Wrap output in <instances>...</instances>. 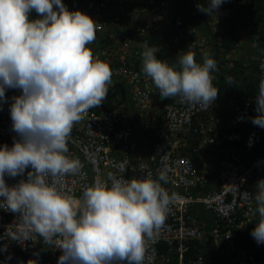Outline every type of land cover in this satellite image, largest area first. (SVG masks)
Returning <instances> with one entry per match:
<instances>
[{"label": "built area", "instance_id": "1", "mask_svg": "<svg viewBox=\"0 0 264 264\" xmlns=\"http://www.w3.org/2000/svg\"><path fill=\"white\" fill-rule=\"evenodd\" d=\"M0 1L17 27L0 35V264H207L208 246L228 264H264V88L256 104L239 97L215 116L211 77L185 71L203 29L167 16L166 0ZM129 2L149 16L136 44L120 30L115 53L76 39L106 32L103 10ZM28 15L45 36L24 34ZM258 67L264 81V58ZM108 77L140 106L167 90L163 129L143 153L123 111L93 107L92 80Z\"/></svg>", "mask_w": 264, "mask_h": 264}, {"label": "trees", "instance_id": "2", "mask_svg": "<svg viewBox=\"0 0 264 264\" xmlns=\"http://www.w3.org/2000/svg\"><path fill=\"white\" fill-rule=\"evenodd\" d=\"M250 1L251 0L246 2L248 7L252 5V15L255 17L253 19V24H250V28H255L256 30H249L245 34V39H248V42H241L237 34L238 29L236 24L239 22L240 18L234 13L230 14V11L234 12L237 10L236 0H200V12H195L193 14H191V9L194 10L191 2L185 1V9H181L180 14H177V17L184 22H198L203 29V35L207 40L206 47L203 51H199L195 54V64L193 65V63L189 62L188 67L189 71L193 69L198 71V74H214V72H218L217 77L213 80V87L216 88L219 94L220 102L213 113L218 118L220 117V120H225L232 112L230 103L235 99H239L238 96L241 98L243 97V100H245V97L249 96L251 99L250 102L256 104V101L260 99V94H262L261 91L264 87V82H261L262 79L259 76L260 71L258 67V60L260 62L264 58V48L262 47L264 44V14L262 12V0H252L251 3ZM207 5H215V7L209 9ZM105 9L106 10L103 11L104 18H107L108 14L112 18L120 17L121 23L130 25L128 27L130 30L140 26L145 21L139 14L136 13L133 15V13H131L133 8L129 5L123 6L122 8ZM219 11H222V18L217 21L216 14ZM260 22L262 26L257 29L255 26H258L257 23ZM217 25L219 27H215ZM87 38L88 34L81 36V40H87ZM156 40L158 39L156 38ZM149 42L156 43L152 39ZM246 43L254 46L256 48V53L249 56L239 55V58L231 59L228 66L222 65L221 62L224 61L221 57L222 54L231 52V49H237L239 44ZM219 53L221 56H219ZM208 60L211 62L213 61L212 64L215 63V65L211 66ZM208 67H215L216 69L215 71L214 68L206 69ZM247 70L248 73H246ZM240 93H243V95H240ZM94 94L98 97L96 103L93 105L95 110L116 109L119 111L123 104V112L125 113V118L127 117V101L122 86L100 88L98 93L96 91ZM117 126L119 127V124H117ZM156 126L157 128H161L160 131H162V121ZM245 236L246 234H243L240 238L242 242L246 241ZM197 243L198 241H192L190 245L197 246Z\"/></svg>", "mask_w": 264, "mask_h": 264}, {"label": "clouds", "instance_id": "3", "mask_svg": "<svg viewBox=\"0 0 264 264\" xmlns=\"http://www.w3.org/2000/svg\"><path fill=\"white\" fill-rule=\"evenodd\" d=\"M63 1H65V0H63ZM185 1H188V0H179V2H176V0H166L167 16H169L173 20L178 18L177 14H180V10L181 9L182 10L185 9V5H186ZM246 1L249 2V0H246ZM246 1L244 0V3H242L240 5H236L237 6V10H235L234 12L230 11V14H233V13L235 14L237 11L248 9L250 11L249 13L251 14L250 18H252V22H253V19L255 17H254V15H252V12H253V10L251 9L252 5H250L248 7ZM251 2H252V0L250 1V3ZM182 3L184 4L183 8L178 9V8L175 7V4L176 5H181ZM236 3H237V0H236ZM261 4H262V9H264V5H263L262 2H261ZM128 5L132 6V8H133V7H135L137 5V3L129 2ZM10 7L11 6H9L8 1H0V35H9L10 33L17 32L16 25H14V24L12 25L11 24L13 11H12V9ZM207 7L209 9H213L215 7V5H207ZM200 9H201V4H200V1L198 0V7L194 8V10L191 9V11H192L191 14H193L195 12H200ZM216 10H219V9H216ZM78 13L81 16V17L78 16L79 18H85V16H86L85 14L86 13L84 11L79 9ZM131 13H133V15H134L133 9L131 10ZM144 13H146V12L139 11L137 14H139V16L142 19L145 20L146 16L147 17H149V16L148 15H144ZM243 14H244V12H243ZM217 17H221L222 18V11L217 12L216 18ZM28 20H29V23H28L29 25L27 24V26L25 27V29H24L25 33L24 34H26V35H28L30 37L41 36V35L45 36L46 35V32H47L46 29L47 28L44 27V22H43L42 18L34 20L31 15H28ZM7 21L10 24V28H8L7 26H3L4 22H7ZM79 21L82 23L83 19H80ZM105 22H107L106 32L92 30V31H90L88 33H84L83 34L84 31L80 32V30H79V32L81 34L79 33L77 35L76 39H78L81 44L87 45L90 48L94 47L96 49H99L98 52H100L103 49H107V50H110L112 53H115L114 50H111L112 49L111 45H113L112 42H111L112 41L111 40V35H112L113 31L114 32L118 31V30L125 31L128 35H131L132 38L131 37L130 38L132 40V42H131L132 45H134L138 41H140V37H137V34H136V30L138 29L139 26H137V27L133 28L132 30H130L128 28L130 25H127L126 23H121V18L120 17L112 18L109 14H108V17L105 19ZM154 23H155V21L153 20V24ZM184 23H190V22H184ZM193 23H195L199 27H201L200 24H198V22H193ZM259 24H260V26H262L261 22L257 23V25H259ZM217 27H219V26H217ZM85 34H88L87 40H81V36H84ZM148 37H149L148 38L149 40H148L147 44L149 46H152V47L155 46V45H158L157 43L161 39V36L158 33H152V34L148 35ZM156 38L158 40H156ZM151 39L154 42H156V43H150L149 41ZM113 46L116 48L115 45H113ZM262 47L264 48V44L262 45ZM203 50L204 49H202L201 51H203ZM95 54H96L95 51L90 53V55H95ZM165 54H166V56L169 59H174V57L177 55V52H176L175 49H169V50H167L165 52ZM102 56L104 57V54H102ZM222 60H224L223 65L228 66L230 63H228V65H227L226 62H227V60L230 61L231 59L222 57ZM102 62H103V60L99 59V61L96 62L95 65H98L97 67L100 68ZM208 63H209V61H208ZM194 64H195V62H193V65ZM209 64L211 66L215 65V63L214 64L209 63ZM211 68H214V71L216 69L215 67H208L206 69H211ZM185 71L186 72H190L189 71V67ZM191 72H192V77H193V74H194L195 78L210 76L211 79H212V82H213L214 78L217 77V74H218V72H216V73L214 72V74H210V73L198 74L197 73L198 71H195L193 69L191 70ZM246 73H248V70H247ZM92 81L94 82V84L91 83L92 88H93V94L96 91L98 93L100 88L101 89L109 88L110 86H117V87L122 86L123 87L124 92H125L126 101H127V103H126L127 104V109H126L127 117L125 118V120L128 123V125H130L131 128H134V130H135L134 131V135H135V138H136V141H137L138 152H142L143 153L144 151H146V149L149 148L150 143L155 141V138H157L158 132H157V126L156 125L160 124V121H162V119H163L164 105H165V102L167 101V93H166L167 90L163 89V88H158L154 93L151 94L149 102L147 104H145V105H141L140 106V105L135 104L132 101V98H131V95H130L131 94L130 89H128V87H127V85H126V83L124 81L114 80L111 77H108L106 79H101V80L95 79V80H92ZM261 82L263 83L264 81L261 80ZM95 88H96V90L94 91ZM217 94H218V92H217ZM240 95H243V93H240ZM94 96H95V98L97 100L98 99L97 95L94 94ZM239 97L240 96H238V98ZM36 98H38V97L36 96ZM219 102H220V98H219V94H218V104H219ZM3 103H5V102H3ZM233 103H234V101L230 103V107H231V105ZM218 104H217V107H218ZM122 106H123V104H122ZM122 106L120 107L121 111H123V109H124ZM149 107H151L153 109H156V113H153V112L151 113L150 111L148 112L147 110H149ZM145 113H146V116H149V120H151L153 122V125L150 128V135H148V136H145V134L142 133V130L140 129L139 124H138V122L143 119V114H145ZM144 132H146V130H144ZM187 147H188L187 148L188 156H190L191 159L194 161V163L199 166V164H197L198 161H199L198 160V158H199L198 154H196V155L195 154H193V155L191 154L189 143L187 144ZM216 151H217V146H209V148L206 150V152H207L206 153V158L208 157L210 159V157H212L213 160L215 161V163L219 162L218 155L214 154ZM211 166H214V165H211ZM261 182H263L262 179H261ZM262 198H264V190L262 191ZM263 208H258V211H262ZM218 256H220L227 264L229 263L228 260H227V256H222V255H219V254H218ZM206 261H207V258H206ZM207 264H208V261H207Z\"/></svg>", "mask_w": 264, "mask_h": 264}, {"label": "rangeland", "instance_id": "4", "mask_svg": "<svg viewBox=\"0 0 264 264\" xmlns=\"http://www.w3.org/2000/svg\"><path fill=\"white\" fill-rule=\"evenodd\" d=\"M262 12H263V14H264V9H262ZM250 16H251V14H250ZM248 19H250L248 22H252V18H249V17H248ZM249 25H250V24H249ZM259 26H260V24L257 26V28H258ZM242 27H243V26H242ZM212 29H213V28H212ZM241 29H242V28H241ZM241 29H239L238 32H237L240 41H241V42H248L249 40H248V39H245V30H247V27H245L244 30H241ZM237 50L240 51L241 56H249V55H251V54L256 53V48H255L254 46H252V45H249L248 43H246V44H239V45L237 46ZM204 52H205V51H204ZM235 52H236V51H235ZM237 53H238V52H237ZM237 53H236V54H237ZM224 55H225V53L222 54V57H224ZM219 56H221L220 53H219ZM225 56H226V57H224V58H228V59H232V58H233L231 52L226 53ZM234 56H235V54H234ZM235 57H238V58H239V56H235ZM235 57H234V58H235ZM208 61H209V63H211V64L213 63V61H212V62H211L210 60H208ZM228 62H229V60H227L226 63H228ZM147 111H148V112L150 111L151 113H152V112H153V113H156V109H153V108H151V107H149V110H147ZM138 124H139L140 129L142 130V133L145 134V136L150 135V128L152 127L153 122H152L151 120H149V116H146V113L143 114V119H142L141 121H139ZM144 130H146V132H144ZM225 254H227V251H225Z\"/></svg>", "mask_w": 264, "mask_h": 264}, {"label": "crops", "instance_id": "5", "mask_svg": "<svg viewBox=\"0 0 264 264\" xmlns=\"http://www.w3.org/2000/svg\"><path fill=\"white\" fill-rule=\"evenodd\" d=\"M262 3L264 5V0H262ZM243 12H244V14H243ZM249 12L250 11L248 9H245V10L237 11L235 13V15L238 18H240L239 22L236 24V27H237L238 30L241 29V28H242L241 30H244V28L247 27V30H245V34L249 30H254V31L256 30L255 28H250L251 26L249 24H251V23L253 24V22H248L250 20V19H248V17L250 18V15H249L250 13ZM255 27L257 28V26H255ZM260 27L261 26H259L258 28H260ZM231 50H232L231 53H232L233 59L238 58V57H235V56L241 55L239 50H237V49H231ZM235 51H236V53L237 52L238 53L236 54ZM234 54H235V56H234ZM225 55H226V53H225ZM225 55H224V57H226ZM221 63L223 65L224 61L221 62ZM228 63H227V65H228ZM204 251H205V255L207 256L208 264H227L220 256H218V253L214 251V248H211V247L210 248H205Z\"/></svg>", "mask_w": 264, "mask_h": 264}]
</instances>
